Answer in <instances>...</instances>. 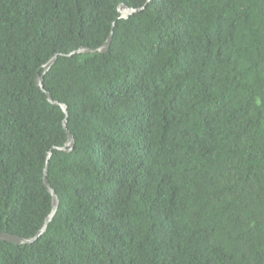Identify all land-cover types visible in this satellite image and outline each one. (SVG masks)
<instances>
[{
  "label": "trees",
  "instance_id": "1",
  "mask_svg": "<svg viewBox=\"0 0 264 264\" xmlns=\"http://www.w3.org/2000/svg\"><path fill=\"white\" fill-rule=\"evenodd\" d=\"M50 151L0 264H264V0H0V233Z\"/></svg>",
  "mask_w": 264,
  "mask_h": 264
},
{
  "label": "water",
  "instance_id": "2",
  "mask_svg": "<svg viewBox=\"0 0 264 264\" xmlns=\"http://www.w3.org/2000/svg\"><path fill=\"white\" fill-rule=\"evenodd\" d=\"M148 1H150V0H148ZM144 8L145 7L132 8V7L127 6L124 3H121L119 5V7H118V11L120 13V18L121 19H127L129 16L140 12ZM112 34L113 33H110V35L108 36V38L106 39L104 44L102 46L96 48V49H92V48H89V47L82 46L78 50H75V51L69 53L66 56L72 57V56H75L77 54H88V53L104 54L110 48L111 41H112ZM58 57H59V54H55L54 56H52L43 65V67H42L43 68V74L41 75V74L38 73V75L36 77V84L46 93L48 101L50 103H52V104H56V105L60 106L61 109L63 110V112L65 113L66 117H65V119L63 121V126H64V128L66 130V133H67V141H66L64 146L56 147V149L59 150V151L70 152L74 148L75 139H74V136L72 135V133L67 128V118H68V115H69L68 106L66 104H64V103H60L58 101L53 100L51 94L49 92H47L45 90V88H44V76L50 71L52 66L57 61ZM51 156H52V152L50 151V152H48L47 159H46V167H45V170H44V183H45L48 191L50 192V194L52 196V209H51V212L49 213V215L46 217L43 226L36 233L35 236L30 237V238H23V237H20V236H17V235L9 234V233H0V240L11 242V243H14V244H19V245L31 244V243L35 242L36 240H38V238L41 237L47 231L50 222L52 221V219L57 214V211H58V208H59V203H60L58 195L54 192V190L51 187V185L49 183V180H48V170H49Z\"/></svg>",
  "mask_w": 264,
  "mask_h": 264
}]
</instances>
